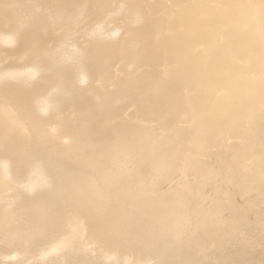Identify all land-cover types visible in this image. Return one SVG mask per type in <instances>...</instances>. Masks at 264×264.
Returning a JSON list of instances; mask_svg holds the SVG:
<instances>
[{
	"label": "bare ground",
	"instance_id": "6f19581e",
	"mask_svg": "<svg viewBox=\"0 0 264 264\" xmlns=\"http://www.w3.org/2000/svg\"><path fill=\"white\" fill-rule=\"evenodd\" d=\"M0 264H264V0H0Z\"/></svg>",
	"mask_w": 264,
	"mask_h": 264
}]
</instances>
